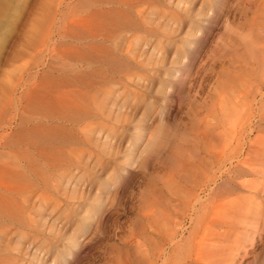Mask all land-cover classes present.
<instances>
[{
  "label": "rangeland",
  "instance_id": "1",
  "mask_svg": "<svg viewBox=\"0 0 264 264\" xmlns=\"http://www.w3.org/2000/svg\"><path fill=\"white\" fill-rule=\"evenodd\" d=\"M263 60L264 0H0V264H137L154 215L189 231ZM233 227L232 264H264V214Z\"/></svg>",
  "mask_w": 264,
  "mask_h": 264
},
{
  "label": "bare ground",
  "instance_id": "2",
  "mask_svg": "<svg viewBox=\"0 0 264 264\" xmlns=\"http://www.w3.org/2000/svg\"><path fill=\"white\" fill-rule=\"evenodd\" d=\"M36 27L40 29L41 25ZM227 103L229 107L223 122L225 126L221 127L217 123L221 130L217 132V141L211 151L214 170L209 177L206 176V180L213 184L208 191L212 195L209 212L203 218L198 216L196 225L186 233L180 219L172 215H154L153 220L159 223L162 231L149 247L138 238L135 251L137 264H232L238 253L230 255L232 248L225 245V242L229 234L234 232L230 233L233 225L244 223L248 217L263 216L264 210L260 208V203L251 199L258 192L264 191V91L260 113H255L257 111L243 100H229ZM257 116L262 119V127L258 123L254 126V118ZM223 135L225 138L222 141ZM195 187L201 186L195 185L192 188ZM190 189L183 186L184 194H188L185 201L188 218L198 211L197 204H201L198 191L190 192ZM188 225H191L190 222ZM217 225L219 229L215 230ZM246 235L245 229L235 235V246L242 244V241L244 243Z\"/></svg>",
  "mask_w": 264,
  "mask_h": 264
}]
</instances>
